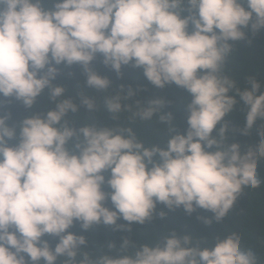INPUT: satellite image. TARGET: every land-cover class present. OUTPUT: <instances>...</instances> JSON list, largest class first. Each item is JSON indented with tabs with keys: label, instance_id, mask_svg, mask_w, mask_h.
<instances>
[{
	"label": "clouds",
	"instance_id": "9594fccd",
	"mask_svg": "<svg viewBox=\"0 0 264 264\" xmlns=\"http://www.w3.org/2000/svg\"><path fill=\"white\" fill-rule=\"evenodd\" d=\"M249 26L253 34L264 29V0H55L51 8L43 0H0V98L31 109L47 90L55 104L18 126L0 114V264H57L59 258L63 264H258L236 232L210 248L172 232L131 255L93 258L82 251L86 237L68 231L76 222L83 231L99 224L131 231L133 223L152 219L157 203L169 210L182 206L188 214L208 210L219 222L245 187L260 186L264 125L246 151L226 143L229 131L248 136L258 120L264 122L261 83L249 78L242 90L222 72L230 42L245 40ZM98 53L118 77L131 65L158 88L174 83L185 89L191 95L186 133L171 135L162 148L145 146L132 127L71 126L69 113L93 111L96 102L85 95L79 105L65 98L66 89L53 84L58 66L79 64L88 88L108 90L112 81L90 67ZM135 94L121 85L105 97L107 111L116 116L130 110L124 101ZM237 97L247 108L238 130L224 119ZM164 104L162 98L146 106L137 100L133 116L150 121ZM159 119L171 124L173 115ZM105 184L111 191L103 190ZM120 219L127 223L118 224ZM46 234L58 238L54 248L42 239ZM130 246L124 237L119 249Z\"/></svg>",
	"mask_w": 264,
	"mask_h": 264
},
{
	"label": "trees",
	"instance_id": "16d2710c",
	"mask_svg": "<svg viewBox=\"0 0 264 264\" xmlns=\"http://www.w3.org/2000/svg\"><path fill=\"white\" fill-rule=\"evenodd\" d=\"M54 2L55 0H43V6L51 8ZM182 15L186 16L188 13L184 12ZM192 30L190 24L188 31L191 32ZM244 31L247 34L245 40L230 42L233 43V51L227 58L222 72L234 80L237 87L242 90L249 87V78H255L262 85L261 91H264V29L253 34L249 26ZM58 67L60 71L53 84L63 86L66 89L65 98L70 97L79 105L80 96L85 95L96 102V108L93 111L80 107L76 113H69L66 119L71 126L76 128L85 125L112 128L132 127L138 138L144 141L145 146L155 144L162 148L166 147L171 135L176 132L186 133L188 128L186 108L191 101V95L174 83L158 88L147 80L142 68H135L131 65L123 66L122 75L118 77L110 66L103 63V56L99 53L91 62L90 67L101 76H106L112 81L108 90L99 91L88 88L85 84L86 74L79 64L71 66L61 64ZM121 85L124 86L125 92L131 87L136 91V94L130 100L124 101L125 104L131 106L130 110L125 109L113 116L105 107V97L113 95ZM155 98H162L165 101L162 112L172 113L173 121L171 124L160 122L159 116L163 113L157 114L150 121H142L133 116L137 100L141 102V105L146 106L147 101ZM237 100L238 103L234 110L224 119L229 123L230 129L238 130L244 127L247 108L242 102H239L238 97ZM54 107V102L48 98L47 90L37 97V101L31 109L26 108L14 98H0V114L10 115L7 121L10 126H18L26 116L32 113L45 114ZM262 125L264 122L258 120L257 125L248 136L241 135L239 131H229L226 143H240L241 151H246L249 146H254L258 142L259 136L256 129ZM219 126L217 125V129ZM213 135H216L215 130ZM9 143L14 145L17 141L13 140ZM103 174L107 179L110 176V170ZM257 176L261 180L260 186L257 188L245 187L235 201L233 208L219 222L214 219V214L208 210L196 208L193 213L188 214L182 206L169 210L164 204L157 203L152 219L143 225L133 223L131 231L114 230V226L103 224L94 225L88 231H83L79 222L74 223L68 231L86 237L87 244L81 246L82 251L87 252L93 258L104 254L112 256L131 255L140 245L145 243L156 244L165 235L172 232L190 235L194 244L209 248L215 244L217 239H222L236 232L241 237V247L245 250L251 249L257 257L258 264H264V158H257ZM102 187L106 192L111 191L107 184ZM104 203L105 206L112 208L110 199ZM161 211L166 213L163 218L159 216ZM204 219H211L212 222L207 224ZM117 223L126 224L127 222L120 219ZM124 237L130 238L134 246L120 251L119 247ZM42 239L48 240L53 248L58 242L57 237L47 234ZM108 243H114L115 248L109 249ZM63 259L59 258L57 264H63ZM40 264H43V261Z\"/></svg>",
	"mask_w": 264,
	"mask_h": 264
}]
</instances>
